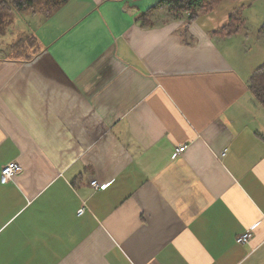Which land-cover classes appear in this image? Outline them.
<instances>
[{
  "label": "crops",
  "instance_id": "1",
  "mask_svg": "<svg viewBox=\"0 0 264 264\" xmlns=\"http://www.w3.org/2000/svg\"><path fill=\"white\" fill-rule=\"evenodd\" d=\"M158 1L1 22L0 264H264L256 69L228 45L243 31L214 34L237 10L138 20ZM29 36L32 59L15 58ZM10 162L23 171L3 184Z\"/></svg>",
  "mask_w": 264,
  "mask_h": 264
},
{
  "label": "trees",
  "instance_id": "2",
  "mask_svg": "<svg viewBox=\"0 0 264 264\" xmlns=\"http://www.w3.org/2000/svg\"><path fill=\"white\" fill-rule=\"evenodd\" d=\"M69 0H0V24L3 20L10 19L14 11L33 10L45 14H53ZM225 0H160L145 13L138 17L145 25H153L151 17L159 11H165L175 18H185L187 27L199 19L202 14H212ZM236 1V0H235ZM38 8V9H37ZM245 21L241 18L240 10L230 16L229 23L221 30L215 32L217 37L230 38L243 31ZM1 30V29H0ZM37 47L33 36L18 41L12 47L15 58L24 60L32 59L30 51ZM250 90L256 100L264 108V64L257 68L250 81Z\"/></svg>",
  "mask_w": 264,
  "mask_h": 264
},
{
  "label": "rangeland",
  "instance_id": "3",
  "mask_svg": "<svg viewBox=\"0 0 264 264\" xmlns=\"http://www.w3.org/2000/svg\"><path fill=\"white\" fill-rule=\"evenodd\" d=\"M38 9V8H37ZM240 10L241 18L245 21L243 32L231 40V52L236 63L243 69L255 70L264 64V0H226L215 13L208 16L212 18L223 12L228 14ZM33 10L18 13L19 18ZM207 16L205 15V18ZM228 46L227 44H223ZM221 46L223 48H227ZM225 51V49H223Z\"/></svg>",
  "mask_w": 264,
  "mask_h": 264
},
{
  "label": "built area",
  "instance_id": "4",
  "mask_svg": "<svg viewBox=\"0 0 264 264\" xmlns=\"http://www.w3.org/2000/svg\"><path fill=\"white\" fill-rule=\"evenodd\" d=\"M186 147H180L178 148V152H185ZM225 155V154H223ZM23 171V168L20 164L17 162H10L7 165H5L1 170V181L3 184L9 183L11 180H13L17 175H19ZM92 185L97 189H103L106 188L107 185H100L98 182L94 181L92 182ZM84 210H81V213H83ZM252 239V230H248L244 233H242L240 236L237 237V243L239 244H246L249 243Z\"/></svg>",
  "mask_w": 264,
  "mask_h": 264
}]
</instances>
